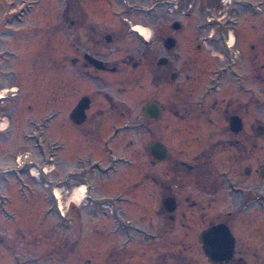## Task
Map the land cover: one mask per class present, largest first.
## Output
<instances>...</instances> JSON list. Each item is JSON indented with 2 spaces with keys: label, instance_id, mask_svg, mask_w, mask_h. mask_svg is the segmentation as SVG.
I'll list each match as a JSON object with an SVG mask.
<instances>
[{
  "label": "rangeland",
  "instance_id": "374dc122",
  "mask_svg": "<svg viewBox=\"0 0 264 264\" xmlns=\"http://www.w3.org/2000/svg\"><path fill=\"white\" fill-rule=\"evenodd\" d=\"M244 3L0 0V264H209L196 237L202 227L224 220L232 210L227 189L206 207L203 221L187 208L183 227L177 216L166 231L156 212L160 183L167 178L178 189L179 173L171 166L168 172L170 163L152 165L148 145L162 141L176 158L188 161L203 141L187 132L196 120L168 112L150 120L143 114L147 102L164 104L174 97L173 83L152 82L146 67L128 64L117 73L96 70L89 78H74L78 92L71 97L65 86L70 68L62 58L70 50H105L114 61L132 47L152 49L151 22L162 31L178 19L183 29L170 32L176 42L171 50L180 52L181 61L187 56L192 66L202 55L206 63L216 49L206 41L205 52L195 51L193 45L201 41L195 36L216 28V38L209 40L219 45V31L229 22L234 31L229 43L243 50L246 39L258 33L257 14L247 15ZM134 24L145 26L150 36L133 31ZM157 29L154 40L160 39ZM104 34H110L109 41ZM82 93L91 97L90 110L101 112L97 125L84 132L68 118ZM259 110L264 115V95L260 103L249 104L245 120ZM242 179L237 186L260 181L255 175ZM80 185L87 188L73 202L71 191ZM235 198L236 203L245 199L241 194ZM248 207L249 212L233 216L231 230L244 243H262L264 231H258L264 230V199L250 198Z\"/></svg>",
  "mask_w": 264,
  "mask_h": 264
},
{
  "label": "flooded vegetation",
  "instance_id": "af4514ba",
  "mask_svg": "<svg viewBox=\"0 0 264 264\" xmlns=\"http://www.w3.org/2000/svg\"><path fill=\"white\" fill-rule=\"evenodd\" d=\"M244 2L243 8L247 15L257 14V24H260L258 33L253 34L251 39H246V47L243 50L235 49V44L229 43V39L233 37L234 33L233 28L228 25L229 22L225 23V27L221 26L222 30L218 35L219 45L211 42L212 38H216V28L200 36H195L201 40L196 41L193 45L195 51L205 52L206 50L201 49L207 43L216 49L213 50L214 54L210 53L212 59L210 58V61H206V63L203 60L205 55H202L199 63L192 66L188 62L187 56L181 61L180 52L171 50L176 42L170 32L176 33L179 30L181 32L183 27L178 19L171 20L168 16L164 17L165 20L171 21L162 31L159 28L161 27L159 23L151 22L152 38L147 41L152 49L149 46L147 48L132 47L120 58H115L114 61L109 58L105 50H70V53L64 54V58H62L70 68L65 86L71 97L75 92H78L76 90L78 87L75 89V84H73L74 78L80 79L81 76L89 78L90 75H95L96 70L104 73H117L123 65L128 64L135 68L146 67L152 82L166 83L167 85L173 83L174 97L168 99L164 104L157 100L147 102L142 107L143 114L150 120L159 119L163 112H168L173 117L180 119L196 120L195 125L188 128L187 132L199 135L195 136L199 141L203 136V141L198 144V148L188 161L176 158L170 152L169 146L162 141L156 140L148 145L152 165L157 162L170 163L167 165L168 172L171 166L179 173L180 186L178 189L170 184L167 178L160 183L161 200L156 212L161 216L163 226L167 227L166 231H168L169 224H174L177 216L180 224H184L187 208L200 214V220L203 221L206 207L216 199L220 191L227 189V193L230 194V198L234 202L232 210L226 211L224 220L219 217L214 222L210 221L205 227H202L200 232L217 223H224L233 236V247L229 257L211 261L203 252L202 243L198 239L199 232L196 237L197 242L209 264H264V241L256 244L244 243L235 238L230 226L233 216L239 212L250 211L248 207L250 198L264 199V142H261L264 141V115L259 110L252 120H245L249 104L251 102L260 103L261 96L264 95V47H262L264 44V1L244 0ZM211 19L207 20L208 25L211 23ZM75 21L76 17L73 14L70 24L73 25ZM157 21L155 19L153 22ZM251 26L253 27V24ZM156 29L161 32L160 39L154 40ZM133 31L135 30L133 29ZM107 35L108 40L106 39ZM104 38L105 41H109L110 34H104ZM171 41L172 46L168 44ZM206 41L207 43H205ZM157 43H160L159 47H157ZM211 60L213 61L211 62ZM53 66L56 68L59 66L57 57L53 58ZM186 66L188 68L185 72L183 67ZM90 70L94 71L90 73ZM57 78H59L58 74L56 80L59 82ZM58 91L56 84L54 88L56 95ZM83 96L89 98V104L85 109L84 119L80 123H75L69 116ZM103 96L110 101L109 94L104 93ZM91 101L89 95L82 93L68 113L69 122L76 128L79 127L83 132L87 128L95 127L97 125L95 121L101 115L98 109L90 110ZM150 102L156 103L160 108L157 118H151L144 112V107ZM192 129L193 131H191ZM153 143L162 145L163 158L157 159L152 153L150 146ZM255 152L258 154L256 155ZM252 160H255L257 164H252ZM218 166L219 168H217ZM251 175H255L260 181L254 185H244L245 187L237 186L241 177L245 179ZM166 176H169L168 173ZM243 179L242 182H244ZM153 182L159 183L158 180ZM186 184L189 188L194 189L195 187L197 191L193 193L187 190ZM249 187L254 190H249ZM184 191L187 192L186 196H183ZM238 194H241V197L244 196L245 199L236 203L235 196ZM187 230H191V228ZM261 231L264 230L261 229L258 233ZM184 234H188L186 230ZM184 241V238L181 239V244L186 250ZM185 264H189V262Z\"/></svg>",
  "mask_w": 264,
  "mask_h": 264
},
{
  "label": "water",
  "instance_id": "95a60500",
  "mask_svg": "<svg viewBox=\"0 0 264 264\" xmlns=\"http://www.w3.org/2000/svg\"><path fill=\"white\" fill-rule=\"evenodd\" d=\"M108 40V35L106 36ZM172 46V41L168 43ZM89 98L83 96L70 113V119L75 123H80L85 117V109L88 107ZM144 112L151 118H157L160 108L156 103L150 102L144 107ZM152 153L157 159L164 157V149L159 143L150 146ZM202 243V249L211 261L230 256L233 247V236L224 223H217L202 230L198 236Z\"/></svg>",
  "mask_w": 264,
  "mask_h": 264
},
{
  "label": "bare ground",
  "instance_id": "6f19581e",
  "mask_svg": "<svg viewBox=\"0 0 264 264\" xmlns=\"http://www.w3.org/2000/svg\"><path fill=\"white\" fill-rule=\"evenodd\" d=\"M132 28L143 38H148L150 36L147 28L143 25L134 24ZM0 96H2V94H0ZM85 190V186L82 185L74 187V189L71 191V200L73 202L79 201L82 198Z\"/></svg>",
  "mask_w": 264,
  "mask_h": 264
}]
</instances>
